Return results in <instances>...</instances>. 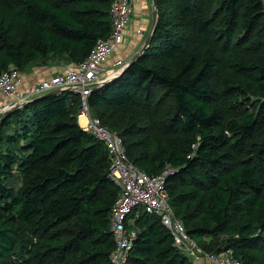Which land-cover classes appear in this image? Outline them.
<instances>
[{
    "label": "trees",
    "instance_id": "16d2710c",
    "mask_svg": "<svg viewBox=\"0 0 264 264\" xmlns=\"http://www.w3.org/2000/svg\"><path fill=\"white\" fill-rule=\"evenodd\" d=\"M111 1L0 0V74L83 62L110 33ZM155 2L148 46L92 88L90 112L138 169H169V205L199 247L264 264V0ZM35 97L0 117V264H112L109 151L78 123V94ZM128 217V264H200L155 213Z\"/></svg>",
    "mask_w": 264,
    "mask_h": 264
},
{
    "label": "built area",
    "instance_id": "2783aa9c",
    "mask_svg": "<svg viewBox=\"0 0 264 264\" xmlns=\"http://www.w3.org/2000/svg\"><path fill=\"white\" fill-rule=\"evenodd\" d=\"M137 0H112L109 5L110 33L98 38L83 62L38 81L25 91H19L22 81L20 71L14 66L0 74V93L8 101L0 106V117L16 105L24 104L39 94L50 90H71L80 97V113L86 116L82 126L107 147L110 154V176L120 186V193L111 213L110 229L114 249L110 255L112 264H128L129 253L136 237L134 230L126 227L129 214L142 207L160 217L161 223L170 231L173 244L181 253L200 264H242L232 256L231 250L209 253L199 247L187 234L183 223L177 219L169 205L165 178L169 169L150 175L134 166L127 158L121 137L104 126L98 116L91 114L87 99L95 84L106 78L101 73L102 62L117 50L124 41V31L129 26ZM126 62L117 60L113 66L116 73Z\"/></svg>",
    "mask_w": 264,
    "mask_h": 264
},
{
    "label": "crops",
    "instance_id": "0c3cea01",
    "mask_svg": "<svg viewBox=\"0 0 264 264\" xmlns=\"http://www.w3.org/2000/svg\"><path fill=\"white\" fill-rule=\"evenodd\" d=\"M152 9V0H137L131 14V25L125 31L123 43L101 64V73L103 76L110 77L113 70L117 68L113 66L117 60L127 62L141 48L148 35V33H144L145 27L148 26L149 28V26H152ZM136 31L138 34H136ZM74 64L76 63L72 62L66 54L49 55L45 60L36 62L25 70H19L22 81L17 89L19 91H25L38 81L47 79ZM7 101L0 93V106L6 104ZM85 121L86 116L78 114V123L81 126L84 125ZM128 220L130 222L132 221V219Z\"/></svg>",
    "mask_w": 264,
    "mask_h": 264
},
{
    "label": "water",
    "instance_id": "95a60500",
    "mask_svg": "<svg viewBox=\"0 0 264 264\" xmlns=\"http://www.w3.org/2000/svg\"><path fill=\"white\" fill-rule=\"evenodd\" d=\"M152 5H153V9H152V26H151V29H150V32H149V34H148V36L146 37V39H145V41H144V43H143V45L141 46V48L136 52V54L132 57V58H130L127 62H126V64L123 66V67H121L116 73H113V75L112 76H110V77H106V78H104V80L102 81V82H100V83H98V84H95V86L96 87H98V86H102V85H104L105 83H107V82H109V81H111V80H113L114 78H116V77H118L128 66H130L132 63H133V61H135L138 57H140L141 55H142V53H143V51L146 49V47L148 46V43H149V41H150V38H151V35H152V33L154 32V30H155V27H156V24H157V22H158V19H159V17H158V9H157V6H156V2H155V0H152ZM59 91H61V89H54V90H50V91H48V92H46V93H44V94H49V93H53V92H59ZM39 97V96H38ZM37 97H35V98H33V99H36ZM33 99H31V101L33 100ZM22 104H20V105H16L15 107H18V106H21Z\"/></svg>",
    "mask_w": 264,
    "mask_h": 264
},
{
    "label": "rangeland",
    "instance_id": "374dc122",
    "mask_svg": "<svg viewBox=\"0 0 264 264\" xmlns=\"http://www.w3.org/2000/svg\"><path fill=\"white\" fill-rule=\"evenodd\" d=\"M138 16H139V15H138ZM130 25H131V20H130V24H129V26H130ZM129 26H128V27H129ZM128 27H127L126 29H128ZM150 27H151V26H149V28H148V26H146V27H145V30H144V33H148V34H149V32H150L149 29H151ZM126 29H125V31H126ZM125 31H124V34H125ZM136 32H137V31H136ZM142 33H143V32H142ZM142 33H141V34H142ZM136 34H138V32H137ZM147 36H148V35H147ZM196 43H197V45L200 46V47H203V46H204V45H202L203 43H202V41H201L200 39H197V40H196Z\"/></svg>",
    "mask_w": 264,
    "mask_h": 264
},
{
    "label": "bare ground",
    "instance_id": "6f19581e",
    "mask_svg": "<svg viewBox=\"0 0 264 264\" xmlns=\"http://www.w3.org/2000/svg\"><path fill=\"white\" fill-rule=\"evenodd\" d=\"M113 75V73L110 75V76H112ZM84 121V120H83Z\"/></svg>",
    "mask_w": 264,
    "mask_h": 264
}]
</instances>
